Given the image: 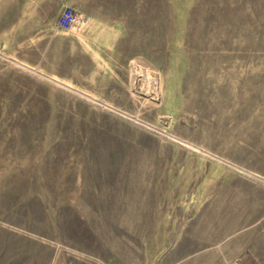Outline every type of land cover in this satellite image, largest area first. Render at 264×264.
<instances>
[{"label": "rangeland", "instance_id": "rangeland-1", "mask_svg": "<svg viewBox=\"0 0 264 264\" xmlns=\"http://www.w3.org/2000/svg\"><path fill=\"white\" fill-rule=\"evenodd\" d=\"M231 262L264 264V0H0V264Z\"/></svg>", "mask_w": 264, "mask_h": 264}, {"label": "built area", "instance_id": "built-area-1", "mask_svg": "<svg viewBox=\"0 0 264 264\" xmlns=\"http://www.w3.org/2000/svg\"><path fill=\"white\" fill-rule=\"evenodd\" d=\"M81 14L72 6L64 5L58 15L56 25L64 31L71 30L81 21ZM235 264V262H231Z\"/></svg>", "mask_w": 264, "mask_h": 264}, {"label": "crops", "instance_id": "crops-1", "mask_svg": "<svg viewBox=\"0 0 264 264\" xmlns=\"http://www.w3.org/2000/svg\"><path fill=\"white\" fill-rule=\"evenodd\" d=\"M86 23V25H87V22H85ZM83 27V26H82ZM86 27V26H85ZM85 34L84 33H79V32H69V33H67L66 34V38L67 39H71L70 40V43L71 44H73V45H76V46H81L82 44H84L85 45V43L83 42L84 41V39H86L85 38V36H84ZM50 36H53L54 38H55V36H56V34L54 33V34H51ZM95 40H96V38H95ZM69 44V43H68ZM94 50H93V52L94 53H97V44L95 43L94 45ZM91 51H92V47H91ZM93 78L96 80V76H93ZM71 84H73V85H77V82L78 81H76V80H74V78L72 79H70L69 77H68V79H67ZM80 91H87L85 88H82V89H80Z\"/></svg>", "mask_w": 264, "mask_h": 264}]
</instances>
